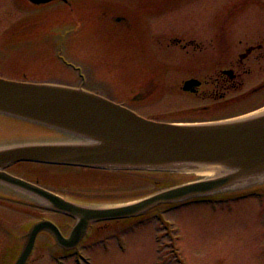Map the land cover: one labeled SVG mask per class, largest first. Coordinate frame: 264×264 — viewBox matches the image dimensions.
Returning a JSON list of instances; mask_svg holds the SVG:
<instances>
[{"label":"rangeland","instance_id":"rangeland-1","mask_svg":"<svg viewBox=\"0 0 264 264\" xmlns=\"http://www.w3.org/2000/svg\"><path fill=\"white\" fill-rule=\"evenodd\" d=\"M146 1L132 0L142 5ZM200 1L178 9L177 14L153 20V34L146 35L144 30L141 39L134 38L138 34L136 28L110 27L105 22L88 21L85 23L86 31L83 29L77 33L78 29L69 37L65 28H61L51 37H39L20 46H2L0 76L31 82L81 85L123 103L146 118L163 121L194 119L200 114L179 111L183 107L180 104L187 102L176 88L183 69L175 63L180 60L178 51L167 50L163 43L167 33L189 31L203 34L213 28L212 14L225 0ZM250 5L245 10L238 32L250 31L260 21L258 9ZM19 15L17 3L0 0V44H4V29ZM143 87L145 90L140 93ZM170 90L174 93L169 94ZM262 104L264 95L204 114L230 116ZM48 134L45 137L55 140H75L63 133ZM9 171L69 196L123 195L124 200L156 190L160 185L151 182L153 177L175 183L208 175L170 169L103 170L92 174L75 166L29 161L15 162ZM65 179L81 181L83 185L87 181L92 187L58 185ZM248 185L232 186L225 191L239 190ZM20 195L34 200L27 193L21 192ZM239 196L200 198L180 205L163 206L141 218L127 219L129 222L125 224L108 227L98 234L99 237L82 243L68 254H54L53 249L43 244L49 241L48 237L41 234L27 264H264V194ZM10 202L11 206L16 204ZM2 211L1 215L7 221L3 224L15 234L6 237L8 243L14 242L20 233L17 221L26 226L40 216L51 215L49 218L61 225L64 218L36 206L26 207L22 212L11 208ZM2 234L0 228V236ZM8 257L6 254L3 258L7 260ZM3 258L0 250V261Z\"/></svg>","mask_w":264,"mask_h":264},{"label":"water","instance_id":"water-1","mask_svg":"<svg viewBox=\"0 0 264 264\" xmlns=\"http://www.w3.org/2000/svg\"><path fill=\"white\" fill-rule=\"evenodd\" d=\"M192 84L186 81L184 88ZM0 113L75 136L74 142H28L0 148V167L34 160L93 167L177 168L217 164L226 171L195 179L113 206L80 205L0 170V180L25 188L58 210L77 216L68 237L50 221L36 223L15 264H24L37 232L50 229L74 247L97 219L140 214L163 203L210 194L264 174V112L208 123H174L144 118L128 107L81 87L0 77Z\"/></svg>","mask_w":264,"mask_h":264},{"label":"flooded vegetation","instance_id":"flooded-vegetation-1","mask_svg":"<svg viewBox=\"0 0 264 264\" xmlns=\"http://www.w3.org/2000/svg\"><path fill=\"white\" fill-rule=\"evenodd\" d=\"M17 1L35 9L31 14L33 17L42 16L45 19L49 17L48 21L52 25L59 21L66 24L68 20H83L80 32L83 29L86 31L84 21L90 19L110 20L136 28L138 21L157 20L162 16L177 14L176 11L186 5L198 1L201 3L200 0H147L144 5L132 0H52L45 4H34L32 0ZM249 4L258 9L260 21L250 31L238 32ZM56 14L60 17H55ZM42 23L47 24L46 21ZM211 24L213 28L203 34L189 31L179 34L167 33L163 43L167 50L176 49L179 54L180 60L175 63L182 67L183 77L178 87L183 93L184 100H187L186 103L180 104L183 106L181 110L199 113L197 118L202 120L221 118L218 114L204 113L227 109L264 95V0H225L212 14ZM30 30L26 27L11 30L9 33L11 38L6 39L8 43L0 44V47L18 46L22 40L21 38L16 40L14 37L30 36ZM145 30L146 35L153 34L151 24L148 23V29ZM143 35L140 32L134 38L136 40L138 36ZM188 78L198 79L200 83L184 91L182 84ZM2 201L0 199V204H3ZM1 213L0 228L4 235L0 236V249L3 253L8 243L6 239L8 235L3 230L2 222L6 220ZM60 215L68 219L61 225L57 224L62 233L67 235L69 231L64 230V227L68 226L73 218ZM97 226L98 230L104 227L103 224Z\"/></svg>","mask_w":264,"mask_h":264},{"label":"bare ground","instance_id":"bare-ground-1","mask_svg":"<svg viewBox=\"0 0 264 264\" xmlns=\"http://www.w3.org/2000/svg\"><path fill=\"white\" fill-rule=\"evenodd\" d=\"M261 112H264V108L259 111V113ZM181 167H183L186 171H194L199 174L206 173L208 174V176H218L226 171L222 166L217 164L190 163V164H185Z\"/></svg>","mask_w":264,"mask_h":264}]
</instances>
